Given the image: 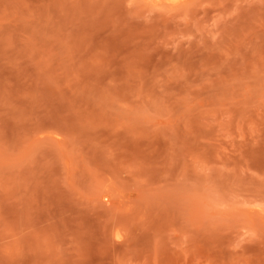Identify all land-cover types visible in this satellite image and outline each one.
<instances>
[{
    "label": "rangeland",
    "instance_id": "374dc122",
    "mask_svg": "<svg viewBox=\"0 0 264 264\" xmlns=\"http://www.w3.org/2000/svg\"><path fill=\"white\" fill-rule=\"evenodd\" d=\"M0 264H264V0H0Z\"/></svg>",
    "mask_w": 264,
    "mask_h": 264
}]
</instances>
